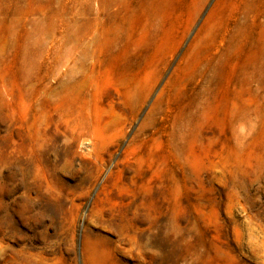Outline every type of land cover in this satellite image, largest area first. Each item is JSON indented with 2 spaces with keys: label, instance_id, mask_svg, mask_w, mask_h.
I'll list each match as a JSON object with an SVG mask.
<instances>
[{
  "label": "rangeland",
  "instance_id": "rangeland-1",
  "mask_svg": "<svg viewBox=\"0 0 264 264\" xmlns=\"http://www.w3.org/2000/svg\"><path fill=\"white\" fill-rule=\"evenodd\" d=\"M0 264H264V0H0Z\"/></svg>",
  "mask_w": 264,
  "mask_h": 264
}]
</instances>
